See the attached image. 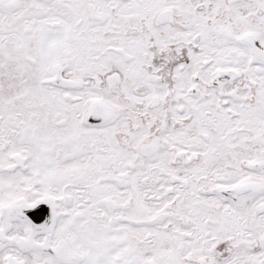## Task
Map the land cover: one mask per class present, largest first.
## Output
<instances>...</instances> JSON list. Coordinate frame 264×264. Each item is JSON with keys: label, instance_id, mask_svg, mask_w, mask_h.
I'll return each instance as SVG.
<instances>
[{"label": "snow or ice", "instance_id": "snow-or-ice-1", "mask_svg": "<svg viewBox=\"0 0 264 264\" xmlns=\"http://www.w3.org/2000/svg\"><path fill=\"white\" fill-rule=\"evenodd\" d=\"M0 264H264V0H0Z\"/></svg>", "mask_w": 264, "mask_h": 264}]
</instances>
